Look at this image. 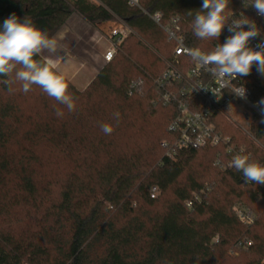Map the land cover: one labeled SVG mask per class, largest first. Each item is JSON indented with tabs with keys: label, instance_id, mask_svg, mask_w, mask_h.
<instances>
[{
	"label": "trees",
	"instance_id": "obj_1",
	"mask_svg": "<svg viewBox=\"0 0 264 264\" xmlns=\"http://www.w3.org/2000/svg\"><path fill=\"white\" fill-rule=\"evenodd\" d=\"M202 3L0 0V26L12 14L27 16L52 37L78 13L93 27L121 21L131 29L86 88L60 73L75 111L37 85L24 93L17 81L10 92L2 81L14 72L0 77V264H264V187L229 166L225 144L174 157L162 145L176 139L170 125L178 111L156 101L154 79L175 44L143 10L161 12L164 23L177 19L185 43L207 54L222 33L219 40L194 35ZM252 8L229 0L224 15L230 23ZM134 82L140 87L129 94ZM242 84L264 113L256 64ZM219 122L250 161L264 165L261 118L254 137L227 116ZM101 124L113 132L104 134ZM220 158L227 169L215 163ZM238 203L250 208L253 223L238 218Z\"/></svg>",
	"mask_w": 264,
	"mask_h": 264
},
{
	"label": "clouds",
	"instance_id": "obj_2",
	"mask_svg": "<svg viewBox=\"0 0 264 264\" xmlns=\"http://www.w3.org/2000/svg\"><path fill=\"white\" fill-rule=\"evenodd\" d=\"M229 0H203L201 11L197 12L193 21L194 35L199 39L219 40L222 30L228 25L229 35L223 44L218 43L214 51L203 53L199 49L185 48L184 51L202 67L207 68L213 76L220 79L229 77L235 79L250 74L255 63L257 71L264 75V41L259 45L260 50L249 47L250 38H255L259 31L254 23L247 18L234 19L230 23L224 15ZM253 6L257 15L264 16V0H244V7ZM65 38L64 33L50 37L38 29L29 17L22 21L12 14L0 26V77H10L2 82L11 92L12 84L22 83V91L28 93L33 85L39 86L48 96L64 104L69 112L75 111L73 98L67 94V85L59 72V64L52 58L60 47L59 41ZM44 53L49 55L45 56ZM40 57L41 59H36ZM243 97V88L235 90ZM264 104V100L261 101ZM56 115L63 112L57 110ZM119 118V113L114 114ZM101 131L110 135L113 127L101 124ZM219 164V161L215 162ZM241 172L245 183L264 185V165L250 161V158L237 154L229 165Z\"/></svg>",
	"mask_w": 264,
	"mask_h": 264
},
{
	"label": "built area",
	"instance_id": "obj_3",
	"mask_svg": "<svg viewBox=\"0 0 264 264\" xmlns=\"http://www.w3.org/2000/svg\"><path fill=\"white\" fill-rule=\"evenodd\" d=\"M129 4L140 7L139 0H129ZM143 11L163 29L175 44L164 70L154 79L158 91L156 101L165 106H174L178 111L170 125V130L176 135V139L173 142L165 141L162 144L167 149L168 156L174 157L180 150L225 144L226 151L232 159L237 154L251 158V154H247L244 148L232 143V138L224 134L219 122L221 115L227 116L244 133L254 137L251 130L256 119L261 118L264 121V113L260 110L259 103L252 101L249 89L242 84L244 76L238 75L235 79L226 77L223 81L216 78L207 68L202 67L185 53V48H192L185 43L183 36L179 33L177 19L164 23L161 12ZM252 11V13L243 14L241 18L249 19L259 31V34L255 38H250L249 41V47L259 51V45L264 41V16L257 15L254 7ZM254 12L256 15L253 14ZM130 32L131 29L126 25L118 30H113L110 36V46L102 55V67L113 60L118 45ZM231 34L228 31V25H226L222 30V38L219 43L223 44ZM140 84L141 82L132 83L129 94L138 89ZM241 88L245 90L243 97L234 92ZM235 98L244 108L241 114L245 122L244 126L238 124L227 112L228 106ZM261 145L264 146V144ZM218 161L217 165L222 169L228 168L221 158ZM261 186L264 187V185ZM158 193L159 189L153 187L151 196L155 198ZM194 197L198 199L197 194ZM192 203L193 201H188L187 205L192 206ZM235 212L243 222H254L255 215L243 203H238L235 206Z\"/></svg>",
	"mask_w": 264,
	"mask_h": 264
},
{
	"label": "rangeland",
	"instance_id": "obj_4",
	"mask_svg": "<svg viewBox=\"0 0 264 264\" xmlns=\"http://www.w3.org/2000/svg\"><path fill=\"white\" fill-rule=\"evenodd\" d=\"M78 16H80V18L84 20V18L81 15L78 14ZM85 22H86L85 20L82 22V25L84 27L81 31L80 36H78L77 41L83 43L85 47H87L86 49L90 51L87 54L84 52V55L82 56H77V54H74L73 51H70L69 54L71 56L77 57L78 59L81 58L80 60L81 67L89 65L90 63L89 58L92 60L93 58H95L94 60L98 61V63L96 64V68L97 70L98 69L101 70L103 68L102 67L103 65L102 55L107 50V48L110 46V36L113 30H118L122 28L124 24L121 21H110V22L99 24L97 27H93L89 23L86 22L94 29L93 30L90 26L88 27ZM85 54L87 56V59L82 58L85 56ZM70 61L72 62V60ZM72 63H73L72 71H75L78 68H80L77 61L76 62L73 61ZM80 71H81V74L79 75V77L82 80L80 79L74 80L73 84L79 89H84L86 82L85 80H83V78L90 75L88 76V79H90L89 77H91L92 75V74H89L91 71V68L87 66L84 69H80ZM243 110H244L243 106H241V104L238 102L236 98L231 101L230 105L227 108V112L229 116L234 118V120L241 126L245 125V122L241 115Z\"/></svg>",
	"mask_w": 264,
	"mask_h": 264
},
{
	"label": "crops",
	"instance_id": "obj_5",
	"mask_svg": "<svg viewBox=\"0 0 264 264\" xmlns=\"http://www.w3.org/2000/svg\"><path fill=\"white\" fill-rule=\"evenodd\" d=\"M83 21L84 20L81 19L80 16H78V14L74 13L70 17V19L65 23V25L57 32V33L63 32L65 38L62 41H59L60 47L58 48L57 52L52 55V58L54 60H56L57 63L59 64V72L61 74H63L65 77H67L69 80H71L72 83L74 80L80 79V77H79V75L81 74L80 69H84L87 66L90 67L91 71L89 74H92L91 77H89L90 79H88V76H90V75L83 78V80H85V82H86L84 88H86L90 84V82L94 79L96 74L100 71L99 69L97 70V68H96V64L98 63V61L94 60L95 58H93V60L89 58V61H90L89 65L81 67L80 66L81 58L78 59L77 57L71 56L69 54L70 51H73L74 54H77V56H82V55H84V52L87 54L90 51V50L86 49L87 47H85V45L83 43L77 41V38H78V36H80L81 31L84 27L82 25ZM87 26L89 27L90 25L87 24ZM57 33L54 36H56ZM86 54L84 57H82L83 59H87ZM44 55L47 56L49 54L44 53ZM69 59L72 60V62L77 61L80 68H78L75 71H72L73 63ZM68 74H70V75H68ZM80 80H82V79H80Z\"/></svg>",
	"mask_w": 264,
	"mask_h": 264
}]
</instances>
